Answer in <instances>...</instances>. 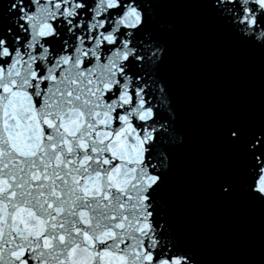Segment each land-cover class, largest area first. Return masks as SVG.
I'll return each mask as SVG.
<instances>
[{"label":"snow or ice","instance_id":"6c2138e0","mask_svg":"<svg viewBox=\"0 0 264 264\" xmlns=\"http://www.w3.org/2000/svg\"><path fill=\"white\" fill-rule=\"evenodd\" d=\"M214 208L255 254L204 258ZM0 264H264V0H0Z\"/></svg>","mask_w":264,"mask_h":264},{"label":"water","instance_id":"95a60500","mask_svg":"<svg viewBox=\"0 0 264 264\" xmlns=\"http://www.w3.org/2000/svg\"><path fill=\"white\" fill-rule=\"evenodd\" d=\"M231 75L237 86L226 90L221 97L222 101L229 103L242 99L248 103L258 104L260 79L258 64ZM184 179L188 194L192 197L198 195L195 174L190 173ZM211 212L214 227L203 245L206 260L219 261L257 252L262 222L259 209L214 208Z\"/></svg>","mask_w":264,"mask_h":264}]
</instances>
